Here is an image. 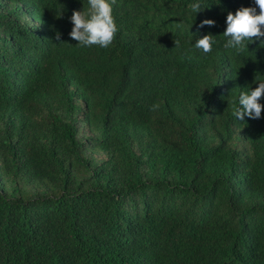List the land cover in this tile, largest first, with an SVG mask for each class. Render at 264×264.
<instances>
[{"label":"trees","instance_id":"trees-1","mask_svg":"<svg viewBox=\"0 0 264 264\" xmlns=\"http://www.w3.org/2000/svg\"><path fill=\"white\" fill-rule=\"evenodd\" d=\"M196 2L117 0L102 48L69 35L87 0H0V264H264V111L233 115L264 38L223 36L259 9Z\"/></svg>","mask_w":264,"mask_h":264},{"label":"clouds","instance_id":"clouds-1","mask_svg":"<svg viewBox=\"0 0 264 264\" xmlns=\"http://www.w3.org/2000/svg\"><path fill=\"white\" fill-rule=\"evenodd\" d=\"M117 0H87L89 7L87 10L73 11L71 23L74 25L70 32V37L78 42L79 46L98 45L102 48H108L115 39L117 26L112 12L113 5ZM259 9V14L255 7H241L235 14L228 13L226 18V31L223 36L227 38L224 47L234 49L237 55L248 51V45L245 42L261 40L264 38V0H254ZM193 12H201L199 0L189 5ZM62 15V13H61ZM215 21L210 19L203 20L199 27L214 26ZM56 40L60 39V33H56ZM178 42H175V46ZM213 36L204 35L203 38L196 40L195 48L201 49L205 54L212 51ZM264 97V82H259L258 87L250 91H242L239 95V109L233 112V115L243 121L247 116L250 119L257 120L261 118L264 111V105L259 101ZM159 104H153L151 111H157Z\"/></svg>","mask_w":264,"mask_h":264}]
</instances>
